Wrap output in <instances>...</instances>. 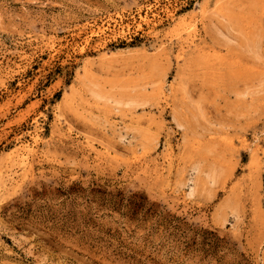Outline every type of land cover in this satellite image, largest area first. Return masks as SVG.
<instances>
[{
    "label": "rangeland",
    "instance_id": "374dc122",
    "mask_svg": "<svg viewBox=\"0 0 264 264\" xmlns=\"http://www.w3.org/2000/svg\"><path fill=\"white\" fill-rule=\"evenodd\" d=\"M0 264H264V0H0Z\"/></svg>",
    "mask_w": 264,
    "mask_h": 264
},
{
    "label": "bare ground",
    "instance_id": "6f19581e",
    "mask_svg": "<svg viewBox=\"0 0 264 264\" xmlns=\"http://www.w3.org/2000/svg\"><path fill=\"white\" fill-rule=\"evenodd\" d=\"M204 1V0H203ZM196 7V6H195ZM194 13H195V11H194ZM192 17V16H191ZM195 17V16H194ZM180 19H182V18H180ZM192 19H194V18H192ZM187 20V19H186ZM191 20V19H190ZM182 21V20H181ZM189 21V20H188ZM179 22V21H178ZM184 22V21H183ZM183 22H182V24H183ZM190 22V21H189ZM181 24V25H182ZM184 24H186V23H184ZM191 24V23H190ZM189 24V25H190ZM193 24V23H192ZM192 24H191V26H192ZM179 26H181L180 24H178ZM195 25V24H194ZM183 26V25H182ZM189 29H190V27H188ZM186 29L187 31L189 30V29ZM182 29V28H181ZM194 29H196V27L194 28ZM184 30V29H183ZM191 30V29H190ZM195 31V30H194ZM196 32V31H195ZM195 32H193V35H194V33ZM190 33V32H189ZM189 33H187V34H189ZM196 35V34H195ZM184 38H185V36H184ZM187 38V37H186ZM191 38H193V36H191ZM191 38H190V40H191ZM192 42V41H191ZM188 44H189V41H188ZM155 47V46H154ZM146 49V48H145ZM103 57V56H102ZM105 58H108V57H105ZM219 58H220V56H219ZM104 59V58H103ZM110 59V58H109ZM106 60H108V59H106ZM95 86H93L94 87V89L91 91V89L89 90V91H91V93H93V95L95 96V97H97L98 99L99 98H101V99H104L105 98V100L107 99V97H106V95H105V93L101 90V89H98L99 88V86H97L98 84H94ZM164 89V88H163ZM108 96V98L109 97H111V96H109V95H107ZM113 98V97H112ZM115 98V97H114ZM113 98V99H114ZM118 98V97H117ZM110 99V98H109ZM150 99V98H149ZM149 99L148 100H146V98H144V99H139L140 101H138L137 102V100H135L136 101V105H138V104H142V105H144V104H146V103H148V101H149ZM113 101V100H112ZM122 100L120 99H116L115 98V100L113 101V102H121ZM130 102V101H129ZM133 102V101H132ZM131 102V103H132ZM179 124H181L180 122H179ZM30 146V145H29ZM17 150H19V149H17ZM31 151V150H30ZM21 154V153H20ZM25 154V153H24ZM19 156V155H18ZM25 157V156H24ZM29 158V157H28ZM30 163V162H29ZM188 192V191H187Z\"/></svg>",
    "mask_w": 264,
    "mask_h": 264
}]
</instances>
